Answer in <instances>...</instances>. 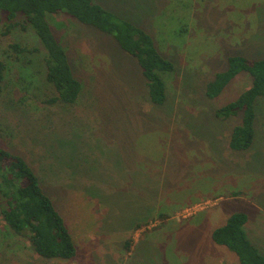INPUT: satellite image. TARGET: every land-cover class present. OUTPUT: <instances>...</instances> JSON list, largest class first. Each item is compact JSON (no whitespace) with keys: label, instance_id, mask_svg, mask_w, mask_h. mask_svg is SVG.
Instances as JSON below:
<instances>
[{"label":"rangeland","instance_id":"rangeland-1","mask_svg":"<svg viewBox=\"0 0 264 264\" xmlns=\"http://www.w3.org/2000/svg\"><path fill=\"white\" fill-rule=\"evenodd\" d=\"M95 1L143 26L177 64L176 71L163 72L168 98L163 105L150 100L137 59L112 35L69 15L49 14L83 85L81 98L74 105L40 104V110L19 106L11 96L10 82L21 73L14 68L0 99V145L27 158L69 228L83 220L76 212L83 214L93 203L106 212V223L85 252L79 249L80 259L53 261L38 255L28 238L13 234L0 211V264H240L236 253L211 236L235 211L248 213L244 228L264 254V98L256 104L253 145L235 150L229 135L241 116L222 119L215 110L236 99L251 84V75L242 72L215 99L206 95L207 82L227 68L230 55L264 58V0ZM4 30L0 11V57H6L11 42L40 45L32 30L18 27L7 35ZM22 59L34 74L35 98L54 95L43 52ZM133 146L160 158L161 166L162 157L169 156L167 171L173 163L182 169L176 177L161 173L159 195L173 197L171 215H159L153 223L150 218L135 231L128 253L120 239L130 233L138 209L127 195L137 196L136 187L137 199L144 200V187L126 176L137 159ZM211 161L216 175L202 177ZM152 186L154 193L159 187ZM143 206L151 208L150 201ZM125 209L124 217L115 213Z\"/></svg>","mask_w":264,"mask_h":264},{"label":"trees","instance_id":"trees-1","mask_svg":"<svg viewBox=\"0 0 264 264\" xmlns=\"http://www.w3.org/2000/svg\"><path fill=\"white\" fill-rule=\"evenodd\" d=\"M4 13V34L20 27L32 30L39 46H27L11 42L5 49L6 57H0V99L6 93V81L14 68L21 73L12 85L11 96L19 106L40 110V104L65 103L74 105L82 95L83 85L74 70L62 41L57 37L49 16L66 14L83 24L92 25L112 35L120 47L134 56L146 79L150 100L163 105L167 100V84L163 72L176 71L177 64L158 49L153 35L131 19L107 9L95 0H0ZM51 14V15H49ZM43 52L46 80L52 84L55 94L38 100L34 96V74L24 66L23 55ZM242 72L251 75V84L236 99L217 108L218 118L241 116L229 135L232 149L250 148L256 134V104L264 98V58L253 59L236 54L228 57L225 70L215 72L206 84L209 99L219 97ZM0 211L6 226L13 234L31 241L34 251L48 259L70 260L78 252L74 236L53 197L46 191L39 174L23 155L0 145ZM159 217L155 216L151 223ZM160 214L159 218H165ZM249 218L244 211L233 212L226 222L212 230L213 240L226 246L239 257L240 264H264V254L249 238L244 225ZM150 222L141 221L135 231ZM133 236L126 238L125 247L130 251Z\"/></svg>","mask_w":264,"mask_h":264},{"label":"crops","instance_id":"crops-1","mask_svg":"<svg viewBox=\"0 0 264 264\" xmlns=\"http://www.w3.org/2000/svg\"><path fill=\"white\" fill-rule=\"evenodd\" d=\"M226 32H228V31H226ZM262 41L264 43V35H263ZM170 132L173 133L172 129L170 130ZM131 151L137 153V156H136L137 159H136V162L134 164V167H133L131 173H129L126 176L129 177L130 180H133L132 181L133 184L141 185L142 187H144V189L142 190L144 200H142L140 202L137 199L141 195L138 194L136 187H134V189L136 190L137 196H134V191L127 195V199H129L131 201V203H129V204L131 206L136 207L138 209V212H137V215L134 217L133 225H131V230L129 231L130 233L127 234L126 237H124L123 239H120L121 242L124 240V243H125L126 238L133 236V234L135 232V228L139 222H141L143 220L147 221L150 218H153V217L158 216L160 214L171 215V211L173 210V206H174V204H172L173 203L172 201H174L173 197L172 198L170 197L169 199H166V200H162L161 196L159 195V193L161 192L160 186H161V183L163 182V181L161 182V178H162L161 173L163 172L165 176L167 174H170V176L176 177L178 172L182 169L181 167H176V164L173 163L171 165V168L167 171V168H166L167 163L166 162H167L169 156L162 157L163 158V163H162L163 167H162L161 164L159 163L160 158H155V159L152 158L151 155H149V154L147 155V153H145L144 151H139L137 146H133ZM177 162L183 165V162H181V161H177ZM145 163H147L148 165H146ZM211 163H212V166L210 168H208V170H206L204 168L201 170V176L202 177L209 175L210 178H212L213 176L216 175V172L218 171V168L216 167V162L211 161ZM140 175H143V176H140ZM138 176L142 178L141 182L135 183V181H136L135 178ZM147 177H149V178L147 179ZM154 183H156L157 187H159V188L153 193L154 189H153L152 185ZM164 183H165V180H164ZM168 184H170V183H168ZM150 192H152V193H150ZM134 199L139 201V203H140L139 206H138L137 202H136V205L134 204L135 203ZM203 199H205V197L201 196V202ZM207 200H211V199H206V201ZM149 201L151 203V208L146 210L143 205H148ZM198 204H200V203H197L196 205H198ZM196 205H194V206H196ZM130 209L131 208H129V210ZM114 211L115 210H110L109 212L113 213ZM126 211H128V210H126V209L125 210H116L115 213L117 215H121L124 217ZM145 211H148V212L144 213ZM76 217H79L81 219L83 218V220H79V222H78L79 225H78V227L75 228V230L70 228L72 233H73V236H74V241H75L77 248H78L77 255L73 259H70V260H75V259L78 260L81 258L80 254H79V249H84V252H85L86 245L88 243L94 242V240H95L94 238H96V236H97V230L100 229L106 223V212L104 210L103 211L96 210V205L94 203L91 206H89L84 211L83 214L80 212H76ZM104 231H106V229ZM131 233H132V235H131ZM131 248H132V246H131ZM52 260L54 261V260H58V259H52ZM70 260H63V261H70Z\"/></svg>","mask_w":264,"mask_h":264}]
</instances>
